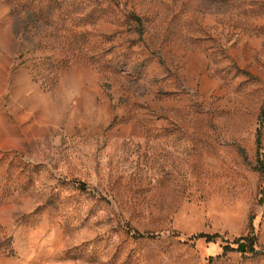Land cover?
<instances>
[{"label":"rangeland","instance_id":"rangeland-1","mask_svg":"<svg viewBox=\"0 0 264 264\" xmlns=\"http://www.w3.org/2000/svg\"><path fill=\"white\" fill-rule=\"evenodd\" d=\"M69 1L103 67L43 84L0 0V264H264V0Z\"/></svg>","mask_w":264,"mask_h":264},{"label":"trees","instance_id":"trees-1","mask_svg":"<svg viewBox=\"0 0 264 264\" xmlns=\"http://www.w3.org/2000/svg\"><path fill=\"white\" fill-rule=\"evenodd\" d=\"M13 11L19 12L26 27L32 30H43L44 39L56 40L57 47L45 46L43 49L50 55L35 58L33 64L28 65L34 82L55 84L60 71L72 64L97 65L103 67L100 52L92 51L90 34L78 31L85 26L84 18L75 16L73 4L69 0H8ZM138 26H141L139 17L127 14ZM49 50H48V49ZM257 172L264 183V160L260 159V132L256 137ZM262 193L264 195V185ZM138 239H154L150 234L134 232ZM199 237L206 242L212 241L216 236H193L188 240ZM228 250V248H225Z\"/></svg>","mask_w":264,"mask_h":264},{"label":"water","instance_id":"water-1","mask_svg":"<svg viewBox=\"0 0 264 264\" xmlns=\"http://www.w3.org/2000/svg\"><path fill=\"white\" fill-rule=\"evenodd\" d=\"M238 250L240 251V252H244L245 251V246H244V244H239V246H238Z\"/></svg>","mask_w":264,"mask_h":264}]
</instances>
